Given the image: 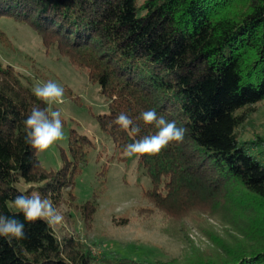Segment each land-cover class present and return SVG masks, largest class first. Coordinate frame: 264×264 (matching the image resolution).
<instances>
[{
    "label": "trees",
    "instance_id": "16d2710c",
    "mask_svg": "<svg viewBox=\"0 0 264 264\" xmlns=\"http://www.w3.org/2000/svg\"><path fill=\"white\" fill-rule=\"evenodd\" d=\"M1 16L29 25L46 52L55 48L87 70L109 101L99 127L119 152L158 131L140 119L144 111L187 129L183 142L138 159L151 180L143 198L154 209L173 219L191 198L236 189L254 245L190 264H264V137L243 135L264 101V0H144L140 6L136 0H0ZM0 41H6L1 31ZM24 78L0 62V214L12 215L21 180L43 182L53 204L67 196L88 220L95 203L76 205L72 188L92 143L70 130L69 158L63 155L57 171L44 169L25 143L24 120L34 106L48 105ZM121 113L140 127L137 136L115 123ZM25 232L26 239L10 243L0 237V264H177L115 254L96 263L87 247L71 237L61 241L41 221L25 222Z\"/></svg>",
    "mask_w": 264,
    "mask_h": 264
},
{
    "label": "rangeland",
    "instance_id": "374dc122",
    "mask_svg": "<svg viewBox=\"0 0 264 264\" xmlns=\"http://www.w3.org/2000/svg\"><path fill=\"white\" fill-rule=\"evenodd\" d=\"M143 1L136 3L140 6ZM0 31L6 36L5 42L0 41L4 67H10L23 80L30 77L35 86L54 81L64 89L65 103L48 105V109L61 111L65 139L46 152H36L40 165L52 171L63 166V155L69 158L70 130L92 143L74 179L72 193L76 205L93 200L96 211L86 221L67 196L54 204L64 215L63 226L53 230L61 241L71 237L87 247L96 263L103 254L141 262H210L216 256L238 251L244 243L254 245L246 230V208L234 195L236 189L226 190L223 181L224 191L218 187L210 195L191 198L173 219L154 209L143 198V192L151 187L145 168L136 157H124L99 127L98 117L108 114L109 101L100 86L89 79L87 70L70 64L55 48L46 52L41 38L29 25L1 16ZM243 127L247 139L264 137V101L257 104ZM16 187L45 197L40 189L43 182L27 184L20 180Z\"/></svg>",
    "mask_w": 264,
    "mask_h": 264
},
{
    "label": "clouds",
    "instance_id": "9594fccd",
    "mask_svg": "<svg viewBox=\"0 0 264 264\" xmlns=\"http://www.w3.org/2000/svg\"><path fill=\"white\" fill-rule=\"evenodd\" d=\"M34 96L46 105H63L65 103L64 89L54 81H47L33 88ZM145 125H152L158 131L154 135L144 136L133 143L127 144L123 150L126 158L142 156H157L166 149L169 144L183 142L187 129L178 127L175 121H169L163 116H158L155 110H147L141 113ZM115 123L129 135L135 137L140 132V127L134 123L125 113L117 116ZM25 143L37 152L43 153L52 148L58 142L65 139L64 124L60 110H51L34 106L24 120ZM12 215L0 214V237L9 243L12 240H24L27 238L25 222L35 223L41 221L50 229L56 230L64 224L62 210L54 206L53 202L40 193L31 195L21 191L14 197L9 205ZM22 215L24 222L17 219Z\"/></svg>",
    "mask_w": 264,
    "mask_h": 264
}]
</instances>
